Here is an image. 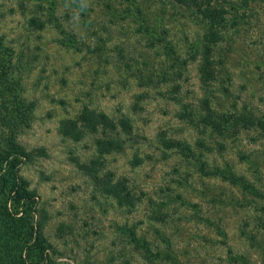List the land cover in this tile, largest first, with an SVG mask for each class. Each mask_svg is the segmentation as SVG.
<instances>
[{
	"label": "rangeland",
	"instance_id": "obj_1",
	"mask_svg": "<svg viewBox=\"0 0 264 264\" xmlns=\"http://www.w3.org/2000/svg\"><path fill=\"white\" fill-rule=\"evenodd\" d=\"M220 4L222 71L208 95L187 52L205 33L190 10L167 0H0L15 85L0 78V151L13 136L26 153L18 174L36 196L52 264H264V129L243 125L264 121V0ZM145 21L188 60L184 69L174 74L160 44L150 46ZM84 107L128 118L121 152L99 155L110 134L80 123ZM206 110L234 116L237 128L203 125ZM171 140L191 153L166 148ZM215 166L249 188L212 175ZM112 184L133 206L112 200Z\"/></svg>",
	"mask_w": 264,
	"mask_h": 264
},
{
	"label": "trees",
	"instance_id": "obj_2",
	"mask_svg": "<svg viewBox=\"0 0 264 264\" xmlns=\"http://www.w3.org/2000/svg\"><path fill=\"white\" fill-rule=\"evenodd\" d=\"M167 1L190 10L205 26L203 38L197 41L187 52L193 59L198 58L199 80L209 95L212 93L209 90L211 83L216 80L217 74L222 71L221 66H219L220 63H216L217 60L214 56L215 48L221 41L220 35L228 22L225 7L220 4L221 0ZM140 27L150 46L160 44L159 46L164 52L166 61L170 63L173 73L174 70L178 72L180 68L184 69L186 67L188 60L180 57V54L175 50L176 47L170 40L167 41L164 37H158L151 21H145L144 24H140ZM163 35H166V33ZM9 52L7 48H4L0 37V78H3V82H7L8 85H4L2 88L15 86L11 85V80H8V72L11 67ZM167 77L168 73H165L163 78ZM146 80H149V77ZM206 111V115L204 114L201 117V122L217 133L224 134V132H230L231 128H237L238 125L232 120L235 119L234 116L223 114L214 116L211 114L212 112ZM250 118L252 119V117ZM251 119L249 117L244 118L243 125L247 127L257 124L264 129V121ZM79 121L92 133L98 132L100 135L105 134L106 136L110 134L106 138L97 141L99 155L121 152L127 139L131 137L132 126L126 117L114 120L102 112L84 107L80 112ZM74 123V121L70 122L71 126ZM62 134L68 136V133L64 130ZM6 142V153L0 151V264H52L54 261L49 255L50 248L41 231L42 223L35 220L37 214L36 196L27 189L26 181L18 174L19 163L26 158V153L15 142L13 136L8 137ZM165 146L168 149H177L182 153H191L190 147L176 141L171 140ZM212 175L249 188L243 177L236 176L228 169H219L215 166ZM107 192L112 195V200L119 206H133L132 197L120 184H112V189H108ZM123 232L128 235L131 243L144 248L145 252H149L147 243L137 238L133 231L124 230Z\"/></svg>",
	"mask_w": 264,
	"mask_h": 264
}]
</instances>
